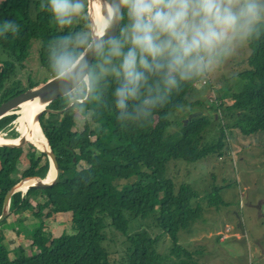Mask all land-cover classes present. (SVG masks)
Instances as JSON below:
<instances>
[{
    "label": "trees",
    "instance_id": "trees-1",
    "mask_svg": "<svg viewBox=\"0 0 264 264\" xmlns=\"http://www.w3.org/2000/svg\"><path fill=\"white\" fill-rule=\"evenodd\" d=\"M47 4L48 0H0V28L6 21L19 26L16 33L0 35V103L54 77L48 66L53 50L60 49L62 38L69 33L75 35L90 27L86 8L72 25L59 28ZM33 41L39 42L43 76L38 79L36 72L25 70L23 77L14 80L18 69L26 67L24 61ZM248 47L247 68L238 75L246 81L245 87L232 95V104L224 107L233 117L232 125L247 135L264 133V32ZM95 63L96 58L91 65ZM193 82L182 84L170 94L163 93V99L148 116L134 121H117L119 113L112 99L116 82L111 77H101L82 105L69 107L64 96L51 102L40 125L58 159L61 180L46 189L16 191L9 199V213H27L46 222L57 213L70 212L71 232L51 239L40 225L26 231L25 240L32 241L36 248L33 254L26 253L23 242L8 248L3 241L0 264H198L192 252L178 242L179 230L198 216V206L191 202L194 191L186 183L176 189L172 178L166 176L168 161H197L217 153L223 144L221 138L217 143L200 144L211 122L220 120L217 100L211 106L218 115L202 113L183 125L186 115L194 112L190 108L201 103L185 98L198 84L193 86ZM133 103L138 102L130 101L129 111ZM184 108L179 129L171 130L169 115ZM15 119V114L0 118V136L5 138L6 133L11 140L20 137ZM31 142L44 150L39 142ZM22 155H26L27 162L19 165ZM50 165L48 154L31 143L20 147L0 145V214L5 194L12 186L23 178L46 179ZM72 170L75 174L69 177ZM136 176L151 182H140ZM152 212L157 213L159 234H150L146 229L129 234L132 221ZM116 233L125 242L124 254L118 259L110 251ZM162 234L170 240L166 254L158 251Z\"/></svg>",
    "mask_w": 264,
    "mask_h": 264
},
{
    "label": "clouds",
    "instance_id": "clouds-1",
    "mask_svg": "<svg viewBox=\"0 0 264 264\" xmlns=\"http://www.w3.org/2000/svg\"><path fill=\"white\" fill-rule=\"evenodd\" d=\"M86 7L87 0L47 4L61 29ZM99 20L94 28L63 37L60 49L49 57V69L69 107L82 105L101 77H111L117 121H134L148 116L163 93L217 72L237 48L259 40L264 0H110L107 17L100 14ZM18 27L6 21L0 35L16 33ZM110 28L118 34L105 45ZM89 52L94 65L85 59ZM130 101L138 102L132 111Z\"/></svg>",
    "mask_w": 264,
    "mask_h": 264
},
{
    "label": "rangeland",
    "instance_id": "rangeland-1",
    "mask_svg": "<svg viewBox=\"0 0 264 264\" xmlns=\"http://www.w3.org/2000/svg\"><path fill=\"white\" fill-rule=\"evenodd\" d=\"M86 8L88 10V3ZM249 53L248 45L237 48L230 58L222 62L217 72L193 82V86L198 82L197 86L185 97L187 101L201 102L190 108L194 111L190 114H219L220 120L211 122L210 130L203 133L200 142L201 145L217 143L221 138L223 144L217 153L193 162L173 159L166 165V176L172 178L176 189L186 183L194 191L191 202L198 206V216L186 228L179 230L178 242L192 252L198 264H261L264 259V133H242L232 125L233 117L224 108L234 102L232 95L245 87L246 81L238 75L247 68ZM24 63L26 67L18 69L19 74L14 80L23 77L25 70L36 72L38 79L43 76L40 71L39 42L33 41L29 46ZM214 100H217L215 106L220 107L218 114L211 106ZM184 111L185 108L169 115L171 130L179 129ZM83 119L78 121L79 128ZM14 123L18 128L16 119ZM5 134L4 139L10 141ZM26 162V155H22L19 165ZM74 174L72 170L68 176ZM136 179L151 182L140 176H136ZM37 198L44 202L43 197ZM156 215L152 212L146 218L132 221L129 234L142 229L150 234H159L161 230L156 225ZM6 219V224L2 223L5 219L0 222V244L4 241L8 248H13L23 242L27 254H33L36 248L32 246V241L25 240L26 231L40 225L52 239L63 232H71L72 226L70 212L57 213L54 219L46 222L27 213L22 216L9 213ZM169 246L168 236L162 234L158 241L159 253L166 254ZM124 250L123 237L116 233L114 240L112 237L110 241V251L118 259L123 256Z\"/></svg>",
    "mask_w": 264,
    "mask_h": 264
},
{
    "label": "water",
    "instance_id": "water-1",
    "mask_svg": "<svg viewBox=\"0 0 264 264\" xmlns=\"http://www.w3.org/2000/svg\"><path fill=\"white\" fill-rule=\"evenodd\" d=\"M93 0H87L88 3V18L90 21V27L94 28L96 25L93 22L92 19V10L90 8L91 3ZM98 2L100 7L103 9V11L107 14V7L109 6L110 0H95ZM118 31L116 28H110L108 29L106 35L103 37V43L107 44L112 38H114L117 35ZM84 51V50H83ZM85 59L89 62L91 65L93 60L95 59L94 54L89 52L86 56ZM89 95V94H88ZM62 93L60 90V87L58 83L55 81L54 77L50 78L44 83H41L37 86H34L32 88H29L23 92H20L19 94L9 98L6 101H3L0 103V118H3L5 116L15 114L14 112L17 110L18 106L29 99L32 98H38L41 103L44 104V107L40 111V113L37 116V120L40 123V118L41 116L49 111L48 110V105L53 102L54 100L62 97ZM199 113H196L195 115H188L185 120H183V125L186 124V122L196 116H198ZM42 127V126H41ZM49 142V149L48 150H41L38 148L40 152H46L49 156L50 159V171L48 174V177L46 179H42L40 177H31L35 178V182L32 183L31 185L27 186L26 189H21L19 186L21 185L22 182L27 180L28 178H23L21 179L18 183H16L14 186H12L7 193L5 194L4 201H3V207H2V212L0 214V222H2L4 219H6L7 215L9 214V199L13 193L16 191H23L26 192L29 188H36V189H46L49 187H52L61 180V171H60V166L58 163V159L56 157V154L52 150L51 144L49 139L47 138ZM26 143H31L33 147L37 148L32 142H29L27 138H25L23 135H20V137L15 140V141H7V142H2L0 143L1 146H10V147H20L23 146ZM55 170L56 175L52 180H49V176L52 172V170ZM242 224L240 223V226Z\"/></svg>",
    "mask_w": 264,
    "mask_h": 264
},
{
    "label": "bare ground",
    "instance_id": "bare-ground-1",
    "mask_svg": "<svg viewBox=\"0 0 264 264\" xmlns=\"http://www.w3.org/2000/svg\"><path fill=\"white\" fill-rule=\"evenodd\" d=\"M90 8L92 10L91 16L93 22L96 26H98L101 23V21L99 20V15L102 14L104 17H107V14L103 11V9L100 7L98 2L95 0L92 1ZM23 104H26L25 107L22 108L21 111L16 113L18 108H20V106ZM43 107L44 104L41 103L38 98H32L22 102L14 113L18 115L16 120L19 125L18 131L20 132V135H23L25 138H27L29 142L31 141L39 142V144L43 147L44 150H48L49 142L47 140L46 135L44 134V131L40 123L37 120V116ZM10 141H15V140H10ZM2 142H7V140L0 136V143ZM55 175L56 172L53 169L49 176V180H52L55 177ZM34 182H35V178H28L27 180L21 183L19 188L24 190L26 189L27 186L31 185Z\"/></svg>",
    "mask_w": 264,
    "mask_h": 264
},
{
    "label": "crops",
    "instance_id": "crops-1",
    "mask_svg": "<svg viewBox=\"0 0 264 264\" xmlns=\"http://www.w3.org/2000/svg\"><path fill=\"white\" fill-rule=\"evenodd\" d=\"M263 258H264V256H263ZM263 262H261V264H264V259L262 260Z\"/></svg>",
    "mask_w": 264,
    "mask_h": 264
}]
</instances>
